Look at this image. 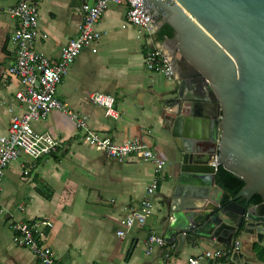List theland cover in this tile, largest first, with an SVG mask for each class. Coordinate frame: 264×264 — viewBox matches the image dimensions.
Masks as SVG:
<instances>
[{
	"label": "crops",
	"instance_id": "0c3cea01",
	"mask_svg": "<svg viewBox=\"0 0 264 264\" xmlns=\"http://www.w3.org/2000/svg\"><path fill=\"white\" fill-rule=\"evenodd\" d=\"M35 1L39 10V35L33 43L34 51L57 62L62 47L78 34L81 7L96 0ZM17 2L0 0V130L3 132L8 127L10 110L16 114L22 112L14 98L21 86L7 74L15 62L11 36L18 27L8 11ZM126 11L125 4L109 5L96 26L102 33L97 53L89 49L79 53L58 86L56 97L71 111L86 116L93 132L118 144L141 138L165 161L152 197L153 212L143 227L131 229L124 238L117 237L120 221L139 207L146 187L157 176L154 165L136 156L122 163L107 159L83 143V133L64 113L52 111L32 127L55 138L56 152L38 160L21 156L6 168L3 176L0 192L3 264H38L28 249L13 244L10 228L13 222L33 219L52 222L46 243L63 264H187L189 258L206 251L227 248L215 240L198 238L177 251L176 243L165 242L172 209L182 206L183 200L175 194L181 166L179 137L188 134L191 127L183 122L180 136L172 135L177 120L172 100L178 98L179 81L174 75L167 79L148 72L143 62L146 49L156 48L168 59L170 49L156 41L157 31L145 32L143 43L136 41L138 32L126 23ZM180 91L183 112L178 116L193 119L194 104L185 98V91ZM93 92L114 98L118 119L105 117L103 109L90 101L89 94ZM28 163L31 170L24 176L22 170ZM42 186L49 191H42ZM46 196H50L48 200ZM19 206L24 210L20 211ZM152 231L163 238L165 245L147 255L145 241ZM234 241L233 238L232 245ZM238 241L240 255L228 256L222 264H263L254 258L250 243L241 238ZM199 264L210 262L202 260Z\"/></svg>",
	"mask_w": 264,
	"mask_h": 264
},
{
	"label": "water",
	"instance_id": "95a60500",
	"mask_svg": "<svg viewBox=\"0 0 264 264\" xmlns=\"http://www.w3.org/2000/svg\"><path fill=\"white\" fill-rule=\"evenodd\" d=\"M141 3L142 14L154 21L150 34L164 25L173 30L161 44L169 47L173 75L194 104L193 119H186L178 116L180 90L172 100V135L180 136L183 122L191 129L179 137L175 194L183 200L172 209L165 242L176 243L177 251L198 238L230 248L239 234L243 242L264 247V0ZM218 166L244 183L223 206ZM254 195L260 204H250ZM238 255L239 248L232 257Z\"/></svg>",
	"mask_w": 264,
	"mask_h": 264
},
{
	"label": "built area",
	"instance_id": "2783aa9c",
	"mask_svg": "<svg viewBox=\"0 0 264 264\" xmlns=\"http://www.w3.org/2000/svg\"><path fill=\"white\" fill-rule=\"evenodd\" d=\"M156 2L166 0H154ZM127 5L126 23L138 27L149 33L154 21L146 19L142 14L141 0H96L91 5L81 7L82 22L76 37L70 39L61 49L57 62H51L46 57L34 51L33 43L38 34L39 10L35 0H18L8 12L16 19L18 27L11 36L15 47L16 57L14 64L9 67L7 74L19 81L21 89L14 95L22 109L21 113L10 110L8 127L5 132L0 130V192L4 171L8 165L25 156L30 160H38L54 154L58 143L49 134L36 132L32 124L44 119L52 111L64 113L74 124L76 129L83 133V143L102 153L107 159L122 163L131 156H136L144 162L154 165L155 174L152 182L146 187L145 194L139 207L125 215L120 221V228L115 235L124 238L133 228H141L153 212L152 197L158 188V179L165 161L160 159L154 151L141 139L135 138L123 143H115L108 137H102L93 132L88 125L86 116L71 111L67 104L56 97V91L63 79L67 76L71 65L83 49L97 53V43L102 38L96 26L109 5ZM144 67L150 73L162 75L171 79L173 72L169 59L156 49H146L143 56ZM90 101L104 111L105 117L118 119L115 100L111 95L93 92L89 94ZM31 170L27 164L22 170L26 176ZM18 209L23 211V207ZM53 224L46 219L31 221H16L10 226L13 244L28 249L38 264H63L59 262L52 249L47 245L46 238ZM163 238L156 233L149 232L146 241V254L150 255L156 247H163ZM240 242L234 241L229 249H216L204 252L201 256L189 258L187 264H199L205 260L210 264H222L223 258L232 256L239 248ZM0 264H3L0 261Z\"/></svg>",
	"mask_w": 264,
	"mask_h": 264
},
{
	"label": "trees",
	"instance_id": "16d2710c",
	"mask_svg": "<svg viewBox=\"0 0 264 264\" xmlns=\"http://www.w3.org/2000/svg\"><path fill=\"white\" fill-rule=\"evenodd\" d=\"M173 37V30L168 26H162L155 34V39L157 42H163L165 39H170ZM215 183L223 191L222 206L228 202L242 189L244 183L242 180L234 177L231 173L225 171L222 167L218 166L215 173ZM42 191H49L45 186H42ZM50 196H46L48 200ZM261 197L259 195H254L250 201L251 205H257L261 203ZM237 203L244 205L242 200H237ZM239 239V234L234 236V240ZM231 248V247H230ZM229 249V248H226ZM251 251L254 254V258L264 264V247L258 244H253L251 246ZM227 260L223 258V262ZM243 264H251L245 262Z\"/></svg>",
	"mask_w": 264,
	"mask_h": 264
},
{
	"label": "rangeland",
	"instance_id": "374dc122",
	"mask_svg": "<svg viewBox=\"0 0 264 264\" xmlns=\"http://www.w3.org/2000/svg\"><path fill=\"white\" fill-rule=\"evenodd\" d=\"M109 7V6H108ZM134 27V26H133ZM136 30H137V35H136V38H135V40L136 41H141L142 43H143V41H144V34H145V31L144 30H142V29H140V28H138V27H134ZM146 69V68H145ZM12 163H14V162H12ZM12 163H10L9 165H11ZM8 165V166H9ZM5 171H6V169H5ZM5 171H4V175L6 174L5 173ZM4 178V177H3ZM2 181H4V179L2 180ZM19 183H22V182H20L19 181ZM1 185H2V182H1Z\"/></svg>",
	"mask_w": 264,
	"mask_h": 264
}]
</instances>
